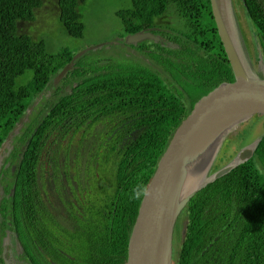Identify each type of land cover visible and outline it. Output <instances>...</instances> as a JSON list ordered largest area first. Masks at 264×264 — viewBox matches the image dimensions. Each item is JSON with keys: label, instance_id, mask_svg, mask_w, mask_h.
Masks as SVG:
<instances>
[{"label": "trees", "instance_id": "1", "mask_svg": "<svg viewBox=\"0 0 264 264\" xmlns=\"http://www.w3.org/2000/svg\"><path fill=\"white\" fill-rule=\"evenodd\" d=\"M85 1L54 0L59 21L70 36L83 35L79 6ZM237 1L254 45L253 63L262 62L264 75V0ZM49 2L0 0V148L13 137L11 148L1 152L0 182L7 185L6 190L15 185L13 197L3 196L0 202V237L6 231L16 234L27 263L55 264L63 239L54 237L61 231L39 195V184L60 172V158L52 155L63 150L66 156L70 139L79 133L84 136L89 126L97 123L112 128L119 125L114 118L131 120L126 125L138 127L140 123L143 128L136 140L123 148L105 140L109 134L99 135L100 145L106 143L113 153L112 158H106L110 163L107 171L123 185L112 195L106 194L98 215L82 220L96 240V244L83 248L88 253L83 263L93 264L94 259L96 264H126L128 239L141 200L129 198L131 189L139 183L146 185L152 166L183 115L201 96L232 82L233 72L217 33L210 0H132L129 10L117 13L123 33L157 27L152 33L177 44L178 50L165 46L167 52H163L158 41L146 39L138 51L161 63L180 88L164 83L140 64L82 69L76 59L64 82H77L72 92L38 108L34 103L54 87L52 79L72 58L67 50L48 55L42 40L22 31L21 24L34 21L36 10ZM170 17L176 22L173 26ZM148 44L157 46V52L146 54ZM171 55L173 64L167 58ZM28 112L34 113L32 122L15 134V127ZM118 114L125 116L113 117ZM69 116L71 123L63 128V119ZM259 118L263 132L252 157L198 190L183 209L175 227L171 264H264V116ZM249 133L246 124L236 133L238 147L246 146ZM232 142L227 140L220 161L231 157L226 153ZM58 179H53L54 185ZM101 190L107 188L102 186ZM52 194L48 199L54 205L60 196L55 189ZM64 205L77 211L70 196H63ZM182 219L186 221L183 234Z\"/></svg>", "mask_w": 264, "mask_h": 264}, {"label": "water", "instance_id": "2", "mask_svg": "<svg viewBox=\"0 0 264 264\" xmlns=\"http://www.w3.org/2000/svg\"><path fill=\"white\" fill-rule=\"evenodd\" d=\"M210 5L234 80L201 96L170 132L146 183L151 195L140 200L128 239L126 264H171L175 225L187 203L198 190L252 157L260 141L257 137L230 162L211 174L205 173L194 185L196 173L202 166L209 169L217 156L216 145L229 130L255 116H264V77L256 76L239 49L233 3L210 0ZM145 39L156 42L159 37L139 31L128 35L125 43L135 45ZM82 53L73 56L56 80L74 66ZM8 143L6 140L0 148V161ZM4 264L10 263L4 259Z\"/></svg>", "mask_w": 264, "mask_h": 264}, {"label": "flooded vegetation", "instance_id": "3", "mask_svg": "<svg viewBox=\"0 0 264 264\" xmlns=\"http://www.w3.org/2000/svg\"><path fill=\"white\" fill-rule=\"evenodd\" d=\"M157 27H152L151 30L147 31L150 32L152 35L159 37L158 42L160 44V48H163V52H167L165 49V46H168L173 49H179V46L177 44L171 43L170 40L162 37L159 34H155L152 32L157 31ZM130 35V34H128ZM151 40V39H149ZM123 41V40H121ZM146 41H140L144 42ZM138 42V43H140ZM138 43L135 45L127 44L126 47L129 48V53L126 54L127 56L133 55L135 59L139 62L142 67L147 68L148 70H151L150 72L157 75L164 83L169 85H175L176 88H180V86L174 81L173 76L164 69V66L152 59H149L145 57L142 53H140L138 50L140 47L138 46ZM149 48L146 49V54H151V52L156 53L158 47L153 46L151 44H148ZM161 52V53H163ZM169 60V64H173L175 61V58L173 55L167 57ZM72 82L71 80H69ZM64 83L66 84L64 87H56L54 88V99L52 102H54L59 95V91L63 90V95L66 93L72 92V87H75L77 85V82L73 81L72 83ZM54 86V83H53ZM45 95V94H44ZM51 102V103H52ZM50 103V104H51ZM35 106L38 104V101H36ZM48 104H43L40 108L43 109V107ZM96 116V115H95ZM116 116H125V115H115ZM143 116H137L138 118H142ZM107 119V118H106ZM72 117H66L63 119V128L64 125L67 123H71ZM114 121L119 124L114 127H108L104 128L101 125H98L97 123L93 126H89L87 133L82 136L81 133L75 134L72 139H70L71 146L69 147V151L64 156L63 150L60 151V153L63 156L60 157V159L63 160L64 168L67 166L66 170L63 171V174L60 176H51L48 180L45 179V182L43 185L39 184L40 191L39 195L42 198L44 204L47 202L48 205H45L47 209H50L52 213V217L55 221V223L58 225V231H61V233L54 237L56 239H63V251H59L63 254V264H84L83 263V257L87 256L88 253L83 251L84 247H87L89 245L96 244V240L92 238L93 236H90L87 232L88 228L84 227V223L82 220H91V218L95 217L99 214V210L105 205L106 202V194L112 195L114 192V189L117 188V186H122L123 184L120 183L115 178H108L109 182H104L101 180L100 176L98 175L99 172L104 171L106 172L108 166L110 163L105 162L106 158H112L113 153L110 151L111 147L105 146L107 145L104 143V146L102 147L99 142H101L99 139L100 134H109L108 136H105V140H108L111 142L112 145L115 141V147L116 148H123L125 143H132L136 140V136L141 132V129L143 126L139 123L138 127H135L133 123L131 125L129 124L131 120H125L121 122L120 118H114ZM52 159V158H51ZM69 169L73 174H78L73 178L69 174ZM63 177V178H61ZM54 178H61L63 183L56 182L55 185L53 184ZM70 182H73L74 184H69ZM49 184L50 189H55V192L60 195L61 200H59V203L61 204V209L58 212L52 211V208L50 207V200L48 199L50 197L49 193L46 190V184ZM6 184L2 186V182H0V202L3 198V196L7 198H12V189L15 191V185H12L8 190H6ZM104 186L107 188V191H102L101 187ZM70 188L71 190L68 192L66 188ZM54 188V189H52ZM7 191V192H6ZM70 196L72 199V202L75 203V206L77 208V211L70 210L68 205L63 206V196ZM84 196H88L86 198H83ZM59 197V198H60ZM51 199V198H50ZM80 202H78V200ZM51 206H56L51 205ZM40 211H41V207ZM64 210V214L63 211ZM1 217V216H0ZM186 221L184 222V224ZM177 224V223H176ZM182 224V223H181ZM184 224H182L181 233H184ZM176 227V225H175ZM48 226H46L45 229H47ZM44 229V230H45ZM1 230V226H0ZM175 233V232H174ZM7 237V239H5ZM175 236L173 239V246H172V258L174 257V250H175ZM4 251H6L4 253ZM23 254V248L21 247V244L19 243L16 234L13 232L6 231L3 237H0V258L3 260L7 259L10 264H30L27 263L24 260ZM96 260L93 259V264H96ZM1 264V263H0ZM42 264V263H39Z\"/></svg>", "mask_w": 264, "mask_h": 264}, {"label": "rangeland", "instance_id": "4", "mask_svg": "<svg viewBox=\"0 0 264 264\" xmlns=\"http://www.w3.org/2000/svg\"><path fill=\"white\" fill-rule=\"evenodd\" d=\"M43 1L47 2L49 0ZM233 3L235 7L234 10L235 19L237 21V29L239 32V49L243 53L244 60L256 72V76L263 78L264 75L262 62L257 61L256 63H253L252 49L254 45L252 46L249 40L250 35L243 20V14L239 11L238 1L233 0ZM131 6L132 0H86L83 4H80L79 6L81 21L84 26L83 35L82 37L76 38L70 36L65 30V28L61 25L59 21V16L57 15V7L54 5V0H50L49 3H45L42 8L36 10L34 21L21 24L23 28V30H21L23 32H27L31 37L37 38L36 40H42L45 45L46 53L50 56H55L62 50H67L69 53L72 54L73 58V56L83 52L82 55L79 56L77 59L78 66L82 69L97 68L101 67V65L136 67L139 62L135 59V57L133 55H126L130 52L129 48L126 47L127 44H124V40L125 38H127L128 34L125 35L123 33V25L121 23V19L117 15V13L120 11L129 10ZM170 19L173 21L174 17H170ZM175 24L176 22L173 21L172 26ZM140 43H138V46L140 45ZM143 44H146V41H144ZM67 80L68 77L66 76V74L60 80H56V77H54L52 79L54 87L49 89L45 93V95L41 96L38 99V108L43 104H50L55 96L54 88L64 87L66 84L63 85V82H66ZM56 94L61 96L63 94V90H61V92L59 91ZM33 118L34 113L28 112L23 117L20 124L15 127V134L19 133L21 128L26 129L27 125L32 122ZM245 124L250 127V133L247 139V144L251 143L263 132L262 119H260L259 116H255L245 121L242 125H239L229 130L222 137V139H220L221 143L219 141L215 147L217 149V156L214 159L212 165L209 167L208 170L202 166V168L196 173V178H200L205 173H207V175L211 174L216 168L223 166L227 164L230 160H232V158L236 154L235 152H238V150L236 149L241 148L238 147L239 141L235 137L236 133L241 130L245 126ZM10 138L8 139L9 143L3 147V153H7V150L4 149L6 147H8L7 149H10L11 145L13 144V137L11 138V141ZM230 139H233V142L228 146L229 149H227L226 154L229 156L231 155V157L222 162L219 160V157L222 155V151L225 150L227 140ZM52 157H62L63 159L61 153H54ZM62 159H59V162L57 164V168L60 171L58 172L59 175L57 176H60L62 170L65 169ZM69 174L71 176L73 174L70 169ZM98 175L100 176L101 180L113 178L112 174L109 173L107 170L106 172H99ZM49 176L51 177L55 175L50 174ZM61 178L58 179V182L63 183ZM46 190L49 193L50 198H52V190L50 189L48 183L46 184ZM58 196L60 195L58 194ZM59 200L61 199L58 198V201L57 199H54L53 203L56 206H50L52 208V211L58 212L61 209V204L59 203ZM182 217L183 215L179 218L181 219ZM184 222L185 220L182 219V224H184Z\"/></svg>", "mask_w": 264, "mask_h": 264}, {"label": "clouds", "instance_id": "5", "mask_svg": "<svg viewBox=\"0 0 264 264\" xmlns=\"http://www.w3.org/2000/svg\"><path fill=\"white\" fill-rule=\"evenodd\" d=\"M241 125V124H240ZM243 148V147H242ZM241 149V148H240ZM239 149V150H240ZM238 150V151H239ZM237 153V152H236ZM2 156V155H1ZM235 156V155H234ZM230 162V161H229ZM149 195H151V192H150V188L148 185H145L143 183H139V184H136L132 189H131V192H130V196L129 198L131 200H139V199H142V198H146L148 197ZM138 210V209H137ZM137 213V212H136ZM182 213V212H181ZM181 216V214H180ZM179 216V217H180ZM178 217V218H179ZM178 220V219H177ZM177 223V222H176ZM7 239V237L5 238ZM63 249V248H62ZM62 249H60L59 251H63ZM58 251V252H59ZM6 251H4L5 253ZM63 254L59 252V256H56L55 257V264H63ZM172 263V261H171Z\"/></svg>", "mask_w": 264, "mask_h": 264}, {"label": "bare ground", "instance_id": "6", "mask_svg": "<svg viewBox=\"0 0 264 264\" xmlns=\"http://www.w3.org/2000/svg\"><path fill=\"white\" fill-rule=\"evenodd\" d=\"M192 181H194L193 183L195 185L198 181H200V178H194ZM11 191H12V196H13L15 191L13 189Z\"/></svg>", "mask_w": 264, "mask_h": 264}]
</instances>
